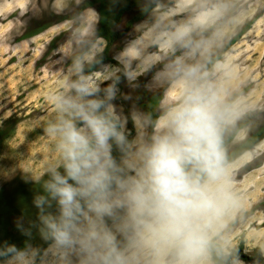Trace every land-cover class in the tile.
I'll list each match as a JSON object with an SVG mask.
<instances>
[{"label": "rangeland", "instance_id": "374dc122", "mask_svg": "<svg viewBox=\"0 0 264 264\" xmlns=\"http://www.w3.org/2000/svg\"><path fill=\"white\" fill-rule=\"evenodd\" d=\"M90 13L92 27L81 36ZM205 13L208 21L195 24ZM101 15L113 22L110 42L98 33ZM181 27L189 28L187 35L161 47ZM133 45L140 56L129 58L124 53ZM82 78L98 91L79 94L71 85ZM196 96L211 103L224 159L232 156L217 181L224 193L218 212L191 260L162 246L134 249L133 264H213L205 247L213 238L224 253L242 242L244 253L259 248L264 256V0H0V264H24L9 247L34 253L33 262L52 237L45 218H63L58 198L45 187L51 169L66 175L61 136L49 131L70 118L60 101L71 99L94 115L89 102L103 101L120 135H131L121 161L129 175L99 201L108 211L82 209L69 228L71 242L54 240L38 264H98L103 249L90 233L115 239L130 225L125 193L143 168L141 149L174 136L172 116ZM74 122L94 146L87 125L79 117ZM131 235L130 228L126 244L116 247L127 249ZM230 264L264 263L235 258Z\"/></svg>", "mask_w": 264, "mask_h": 264}, {"label": "clouds", "instance_id": "9594fccd", "mask_svg": "<svg viewBox=\"0 0 264 264\" xmlns=\"http://www.w3.org/2000/svg\"><path fill=\"white\" fill-rule=\"evenodd\" d=\"M55 8L57 12L62 11L63 2L59 6L56 4ZM208 15H201L194 23L205 24ZM93 19L94 15L90 13L88 25L82 29L81 36L90 31ZM70 26V21L64 22V29ZM188 32V27L179 28L174 37L161 47H171L174 40H181ZM124 55L135 58L140 56V52L133 45ZM71 87L88 96L98 91L90 79L82 78V82ZM190 101L172 116L174 136L158 137L150 147L141 149L144 154L143 168L137 172L138 178L130 179L125 193L132 232L128 248L118 249L114 237L108 233L102 236L95 231L90 233V237L103 249L100 255L103 264H133L134 249L137 248L159 251L162 246L174 247L182 258L189 260L203 249V228L218 212L224 195L217 184L223 172L224 154L211 103L202 101L198 96L190 97ZM60 107L70 118L49 131H58L61 136L60 149L66 175L51 169L52 178L45 187L53 198H58L63 218L59 223L45 218V224L57 244H67L71 242L70 218H73L74 211H80L77 197H92L90 207L97 212L109 210V205L99 202L106 196L108 188L109 175L105 170L111 165L108 141L113 136L122 141L123 136L115 131L113 124L102 116L92 114L82 104L65 99L60 101ZM99 107L97 102H89L88 109ZM74 117H79L81 123L90 129L95 139L94 146L83 129L77 127ZM44 202L40 198L37 205L42 206ZM6 251L14 253V259L24 264H31L34 257V253L26 256L14 247Z\"/></svg>", "mask_w": 264, "mask_h": 264}, {"label": "trees", "instance_id": "16d2710c", "mask_svg": "<svg viewBox=\"0 0 264 264\" xmlns=\"http://www.w3.org/2000/svg\"><path fill=\"white\" fill-rule=\"evenodd\" d=\"M102 4L105 5V3H101V5ZM105 12H107V11H104L103 13L105 14ZM111 24H113V22L111 21L110 18L108 19L107 17H105V15L100 16L98 33H99V30H100V33L103 30V34L101 33V35H103V37H105L108 42L113 40L114 37L116 36L113 32H111L112 31L111 30ZM97 103L100 105V107H99V109L95 110V115L102 116L107 122L113 124L115 127V131L120 134L121 127H120L118 120L106 111L104 104H103V101L100 100L99 102L97 101ZM153 124H154V120H152V122H151V125H153ZM130 136L129 135L123 136L122 141H118L116 139V137L113 136L108 141V144H109L108 154H109V159L111 161V165L106 167V171L109 175L107 191L116 187L120 182H122L129 175V173L127 171H125L124 168L122 167L121 161L125 158V156L127 154L128 145L130 142ZM220 140H221V145L225 143V140H223L222 138H220ZM249 140H250V138L246 139L238 147H236L235 150L237 151V153L242 151L241 149L243 147H245V144ZM231 158H232L231 155L227 156L223 160V165L226 162H229L231 160ZM92 201H93V198L87 197V196L80 198L77 201L80 204V211L79 212L74 211L73 218H70L71 219V225L73 222H76L79 219L81 210L84 209L85 207H87L88 205H90V203ZM129 229H130L129 226L126 227L118 236H116V238L114 239V242L116 243V242H119L121 240L122 241L121 247L124 246L126 244L125 235ZM53 241H54V237H51L49 240H47L43 243L42 247L39 249L34 261L31 264H38V261H39L41 254L43 253L45 248L48 245H50V243H52ZM205 247L209 252L210 261L213 264H230L231 260L235 259V258L241 259L244 262L257 261V262H263L264 263V256L261 254L259 248H254L250 252V254L244 253L242 250V242H240V244L238 246L232 248L229 253H224L220 244L217 243L214 238L209 240L206 243ZM98 264H103V261L100 259Z\"/></svg>", "mask_w": 264, "mask_h": 264}]
</instances>
